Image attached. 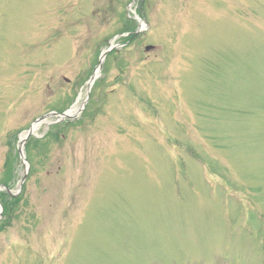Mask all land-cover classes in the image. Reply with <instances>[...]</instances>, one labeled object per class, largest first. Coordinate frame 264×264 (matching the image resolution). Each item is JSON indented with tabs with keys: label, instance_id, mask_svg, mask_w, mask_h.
I'll return each mask as SVG.
<instances>
[{
	"label": "rangeland",
	"instance_id": "1",
	"mask_svg": "<svg viewBox=\"0 0 264 264\" xmlns=\"http://www.w3.org/2000/svg\"><path fill=\"white\" fill-rule=\"evenodd\" d=\"M8 162L0 264H264V0H0Z\"/></svg>",
	"mask_w": 264,
	"mask_h": 264
},
{
	"label": "trees",
	"instance_id": "2",
	"mask_svg": "<svg viewBox=\"0 0 264 264\" xmlns=\"http://www.w3.org/2000/svg\"><path fill=\"white\" fill-rule=\"evenodd\" d=\"M129 28L131 29V27H129ZM125 29H128V27H126ZM132 35L133 34H132V31H131L128 36L123 37L122 39L123 40L130 39V38H132ZM31 139L32 138H30V140ZM30 140L27 141V143L25 144V150H26V152L28 150V147L33 144V143L30 144ZM12 176H13L12 162H8V164H6V166H5L3 181L4 182L11 181ZM18 199H19V197H17V198H9L7 196V194L3 193L0 196V200L2 202L4 211H10V210H12L15 207V205L17 204Z\"/></svg>",
	"mask_w": 264,
	"mask_h": 264
},
{
	"label": "water",
	"instance_id": "3",
	"mask_svg": "<svg viewBox=\"0 0 264 264\" xmlns=\"http://www.w3.org/2000/svg\"><path fill=\"white\" fill-rule=\"evenodd\" d=\"M149 48H151V46H146V47H145L146 50H148ZM104 56H105V52L103 53L102 57H104ZM102 57H101V58H102ZM100 62H101V59H100L99 62H98V66H99ZM93 78H94V76L91 75V77H90V79H89V83L92 82ZM50 115H57V116H62V117H67V116H68L65 112H63V113H49V114H46V115H43V116L37 118L33 123L42 122L46 117H49ZM31 133H32V124H31V125L29 126V128L27 129L24 138H23L22 140H20V143H19L18 148H17V150H18V154H19L21 160L24 159L23 154H22L23 144H24L26 138H27ZM24 178H25V173L23 174L22 181H23ZM22 181H21V182H22ZM20 185H21V183H20Z\"/></svg>",
	"mask_w": 264,
	"mask_h": 264
},
{
	"label": "bare ground",
	"instance_id": "4",
	"mask_svg": "<svg viewBox=\"0 0 264 264\" xmlns=\"http://www.w3.org/2000/svg\"><path fill=\"white\" fill-rule=\"evenodd\" d=\"M142 13V12H141ZM138 14V13H137ZM142 26V25H141ZM97 73H98V69H95L94 71V77L97 76ZM74 112V109H71V110H68V113H72ZM40 123H37L36 125H33L32 126V131H35L38 127H39Z\"/></svg>",
	"mask_w": 264,
	"mask_h": 264
}]
</instances>
